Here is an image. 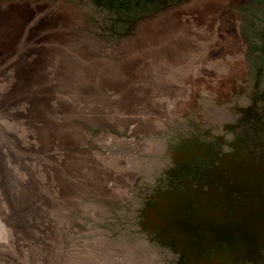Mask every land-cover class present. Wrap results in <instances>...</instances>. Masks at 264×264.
<instances>
[{
	"label": "rangeland",
	"instance_id": "obj_1",
	"mask_svg": "<svg viewBox=\"0 0 264 264\" xmlns=\"http://www.w3.org/2000/svg\"><path fill=\"white\" fill-rule=\"evenodd\" d=\"M0 264H264V0H0Z\"/></svg>",
	"mask_w": 264,
	"mask_h": 264
}]
</instances>
